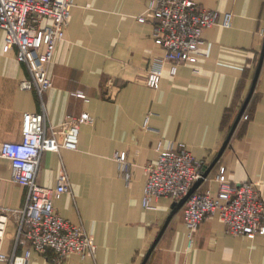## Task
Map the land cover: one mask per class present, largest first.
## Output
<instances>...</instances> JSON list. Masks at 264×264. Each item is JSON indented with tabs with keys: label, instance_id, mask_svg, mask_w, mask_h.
<instances>
[{
	"label": "crops",
	"instance_id": "1",
	"mask_svg": "<svg viewBox=\"0 0 264 264\" xmlns=\"http://www.w3.org/2000/svg\"><path fill=\"white\" fill-rule=\"evenodd\" d=\"M220 13H232L228 27L204 29L196 62L164 73L157 88L144 82L146 68L160 52L154 42L147 0H73L65 36L52 54V86L42 100L47 144L61 142L60 124L68 115L88 112L93 122L79 127L76 149L46 148L36 181L53 187L64 170L70 190L53 200L65 219L80 224L93 238V257L69 255L63 264H141L171 211L172 199L142 205L147 172L157 159L160 139L184 143L208 166L216 157L245 99L264 42V0H196ZM148 20L141 22L137 16ZM0 30V141H19L26 112L42 110L35 89L19 83L30 78L17 49L4 50ZM81 93V95H77ZM145 124L148 127H145ZM121 155L131 172L120 174ZM223 167L230 182H259L264 201V56L250 99L227 145L198 190H217ZM27 189L10 178L9 162L0 157L1 209H20ZM17 218L7 215L0 249L14 251ZM182 206L173 214L145 264H264V233L254 237L225 232L217 214L197 228L187 245ZM18 246L15 251L22 252ZM50 251H31L28 264H54Z\"/></svg>",
	"mask_w": 264,
	"mask_h": 264
},
{
	"label": "built area",
	"instance_id": "2",
	"mask_svg": "<svg viewBox=\"0 0 264 264\" xmlns=\"http://www.w3.org/2000/svg\"><path fill=\"white\" fill-rule=\"evenodd\" d=\"M72 5L73 0H0L3 48L16 47L17 59L26 64L30 73V78L21 80L19 86L35 89L42 106L41 111L25 113L19 141H0V157L9 162L11 180L27 189L23 207L1 209L0 235L8 214L17 218V228L14 251L8 254L0 249V264H28L32 250L50 251L54 264H63L73 253L86 258L93 257L96 251L93 238L82 226L62 217L53 206L54 199L70 190L66 172L62 170L58 174L53 187L36 181L42 152L46 148L76 149L80 125L93 122L88 112L68 115L60 124L63 140L46 143L48 133L54 134L57 128L47 124L42 96L52 86L48 65L56 45L64 39ZM146 12L151 16L154 42L160 47L144 77L145 84L152 88L159 86L165 72L174 76L179 65L198 61L204 29L213 25L228 27L232 20V13L224 12L219 17L218 11L203 7L196 0H147ZM137 19L148 20L144 14ZM155 149L157 159L145 166L142 205L148 209L155 208L152 201L161 197L180 200L200 178L206 165L182 142L160 139ZM116 158L120 174L129 182L128 162L121 155ZM223 173L221 167L215 176V193L196 188L182 205L188 247L193 245L200 223L213 214L218 215L228 234L254 237L264 233V201L259 182H230ZM18 246L23 249L21 253L15 251Z\"/></svg>",
	"mask_w": 264,
	"mask_h": 264
},
{
	"label": "water",
	"instance_id": "3",
	"mask_svg": "<svg viewBox=\"0 0 264 264\" xmlns=\"http://www.w3.org/2000/svg\"><path fill=\"white\" fill-rule=\"evenodd\" d=\"M263 56H264V42H263V45H262V49H261V52H260V57H259V60H258V64H257V67H256V70H255V74H254V77L252 79V83H251V86H250V89L245 97V99L243 100L242 102V105L240 106V109L228 131V134L222 144V146L220 147L216 157L213 159V161L207 166L205 165L203 167V170H202V173H201V176L199 179H197L194 184L191 186V188L189 189V191L187 192L186 195H184L180 200L178 201H173L172 204H171V211L169 213V215L167 216L164 224L162 225L158 235L156 236V238L154 239V241L152 242L151 246L149 247L148 251L146 252L141 264H145L146 263V260L151 252V250L153 249V247L155 246L156 242L158 241L159 237L161 236L164 228L166 227L168 221L170 220V218L173 216V214L183 205L184 201L186 200V198L189 196L190 193H192L198 186L199 184L201 183V181L207 176L209 170L211 169V167L214 165V163L216 162V160L218 159V157L220 156V154L222 153L223 149L225 148V146L227 145L239 119L241 118L242 114H243V111L250 99V96L253 92V89H254V86H255V83H256V80H257V77H258V74H259V70H260V67H261V64H262V60H263Z\"/></svg>",
	"mask_w": 264,
	"mask_h": 264
}]
</instances>
